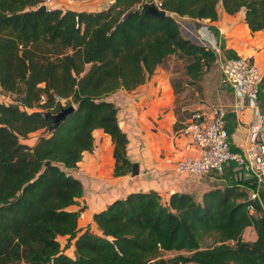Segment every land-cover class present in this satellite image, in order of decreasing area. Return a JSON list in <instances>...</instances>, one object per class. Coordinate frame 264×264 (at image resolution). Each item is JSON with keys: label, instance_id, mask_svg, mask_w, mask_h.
<instances>
[{"label": "trees", "instance_id": "trees-1", "mask_svg": "<svg viewBox=\"0 0 264 264\" xmlns=\"http://www.w3.org/2000/svg\"><path fill=\"white\" fill-rule=\"evenodd\" d=\"M45 1L0 0V88L23 95L21 106L0 102V264H264V209L249 200L250 181L209 190L201 200L134 192L94 213V233L79 228L84 185L71 172L100 128L114 144L115 175L137 173L108 97L144 84L173 54L192 58V79L215 63L170 13L216 21L218 5L229 14L245 10L255 32L264 29V0H157L170 12L163 18L142 13L144 0H114L96 12L39 11ZM57 98L77 107L51 130L46 112L63 109ZM249 226L258 235L253 243L243 239ZM208 235L214 244L204 247ZM72 245L73 257L66 253Z\"/></svg>", "mask_w": 264, "mask_h": 264}, {"label": "crops", "instance_id": "crops-1", "mask_svg": "<svg viewBox=\"0 0 264 264\" xmlns=\"http://www.w3.org/2000/svg\"><path fill=\"white\" fill-rule=\"evenodd\" d=\"M112 2L114 0H53L52 6L48 8L96 12L108 8ZM200 22L217 32L215 34L222 42L227 57L250 58L264 73V29L252 31L246 22L245 10L229 14L218 5L216 21L204 19ZM260 90L257 106H253L246 97H238L229 86L220 84L215 91H205L208 104H200L198 111L209 114L214 104L226 106V127L234 151L245 150L250 145L254 131L260 126L259 114L264 115V80ZM108 100L118 108L119 124L129 138L128 157L138 165V172L116 176L112 139L103 129L94 130L93 150L85 151L77 167L71 170L84 185V195L79 199L81 206H85L79 220L81 230L89 228L94 233H100L93 218L94 213L134 192L156 191L165 201H169L173 193H188L201 200L209 190L235 184L232 181L238 170L234 163L227 165L223 178L213 173L200 178L177 173L178 160L187 155L196 156L198 151L181 134L190 119L178 116L171 75L163 65L158 66L144 84L133 90L120 89L110 95ZM238 102L242 103L240 110L237 108ZM244 179L247 181L249 178L245 176ZM237 182L245 187L242 181ZM78 208L77 205L72 207ZM243 235L249 243L258 238L253 226L247 227ZM59 239L67 242L65 236ZM71 247L75 248L74 245Z\"/></svg>", "mask_w": 264, "mask_h": 264}, {"label": "built area", "instance_id": "built-area-1", "mask_svg": "<svg viewBox=\"0 0 264 264\" xmlns=\"http://www.w3.org/2000/svg\"><path fill=\"white\" fill-rule=\"evenodd\" d=\"M44 3L52 6L53 0H46ZM157 3L161 7L158 1ZM170 14L177 20L185 38L214 53L222 71L221 84L231 87L238 97H246L253 106H257L260 85L264 77L258 64L243 56L227 57L218 36L212 33L205 23H201V20H193L175 12ZM57 99L61 101L60 98ZM0 102L7 103L6 100ZM62 104L63 108L67 105L64 102ZM237 108L242 109L241 102L237 103ZM227 112L225 105L214 104L209 114L201 111L193 114L182 128L181 134L189 139L198 154L179 159L176 171L187 177L200 178L213 173L223 178L226 166L234 163L238 170L235 179L243 182L245 176H248L247 181L251 184L248 187L249 200L259 201L264 209V201L261 197V189L264 185V115L259 114L260 126L254 131L250 145L241 152L231 148L230 135L226 127ZM37 135L38 133L35 134ZM248 209L254 214L256 211L254 203H251Z\"/></svg>", "mask_w": 264, "mask_h": 264}, {"label": "rangeland", "instance_id": "rangeland-1", "mask_svg": "<svg viewBox=\"0 0 264 264\" xmlns=\"http://www.w3.org/2000/svg\"><path fill=\"white\" fill-rule=\"evenodd\" d=\"M210 30L212 31V33L217 34V32L214 29L211 28ZM192 61H193L192 58L183 56L181 55V53H178V54H173V55L168 56L165 62L162 64L163 68H165L168 71V74L171 75V81L173 83L174 90H175V105H176L175 108H176L178 116L181 119H185V118L191 119L193 117V114L196 111L200 110L199 109L200 104H204V103L208 104V102L206 101L208 96L206 95L207 93H205V91L206 90L215 91L218 88V86H220L221 84L220 79H221L222 73L216 61L210 68L204 69L202 76L199 79H192L186 74V66ZM20 84H21V87L25 89L24 82H20ZM22 96H23L22 94L19 95V94L4 92L0 88V101L6 100L7 103L9 104L21 106ZM63 102L64 104H67L68 99L61 100V103ZM72 105L77 107V104L75 103H72ZM47 112H50V111H47ZM35 134H32L30 138L28 139V143L31 146H34L38 140ZM234 182H236L237 184L236 179L232 181V183ZM262 189H261V197H262V193H264V190ZM214 238L215 237L213 235L205 236L203 238V246L204 247L212 246L214 244ZM245 238L246 239L248 238V234L245 236ZM62 243L64 245L67 244L65 240L62 241ZM66 253L69 256L73 257L74 248L70 247L69 249H67ZM171 255H173V253H167L166 257H169Z\"/></svg>", "mask_w": 264, "mask_h": 264}, {"label": "water", "instance_id": "water-1", "mask_svg": "<svg viewBox=\"0 0 264 264\" xmlns=\"http://www.w3.org/2000/svg\"><path fill=\"white\" fill-rule=\"evenodd\" d=\"M47 9L48 6L46 4H42L38 8L39 11H46ZM140 11L154 18H163L168 15V11L161 8L156 0H144ZM129 15L130 14H127L125 18H127ZM75 110L76 107L74 105H70L64 107L57 114H54L51 111L47 112L46 117L51 122V130L55 129L58 125L64 122Z\"/></svg>", "mask_w": 264, "mask_h": 264}]
</instances>
